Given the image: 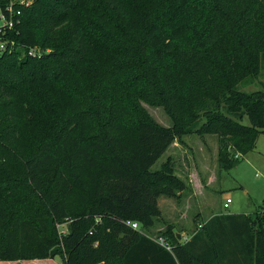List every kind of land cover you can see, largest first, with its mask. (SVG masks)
I'll list each match as a JSON object with an SVG mask.
<instances>
[{
    "label": "trees",
    "instance_id": "16d2710c",
    "mask_svg": "<svg viewBox=\"0 0 264 264\" xmlns=\"http://www.w3.org/2000/svg\"><path fill=\"white\" fill-rule=\"evenodd\" d=\"M10 35L0 264H264V213L212 216L185 242L158 232L170 250L144 233L158 198L185 189L168 160L152 167L175 138L215 133L229 170L264 131V85L240 89L264 70V0H32ZM139 98L172 126L129 100ZM19 158L45 205L34 216L5 206L18 186L3 170Z\"/></svg>",
    "mask_w": 264,
    "mask_h": 264
},
{
    "label": "rangeland",
    "instance_id": "374dc122",
    "mask_svg": "<svg viewBox=\"0 0 264 264\" xmlns=\"http://www.w3.org/2000/svg\"><path fill=\"white\" fill-rule=\"evenodd\" d=\"M262 85H264V70L255 82L240 89L244 91L262 90ZM129 100L135 101V104L139 105L158 125L172 126V120L162 105L141 98ZM197 126L192 132L175 138L152 166L153 169H158L168 160L176 176L185 184L182 193L177 194L179 197L161 196V208L164 213L161 220L166 221L168 218L167 222L172 220L177 230L183 226V230L187 232L189 222L195 220L200 214L197 213L200 212V204L209 206V208L219 206L225 212L256 211L259 215L263 214L264 131L258 134L252 150L244 155L235 151L237 157H234L239 162L233 168L222 170L218 166V136L213 132L198 133L196 129L199 126ZM3 172L12 180V184L18 186L14 197L5 204L9 213L22 211L34 216L44 210L45 205L39 198V194L26 179L20 158L10 165L9 170H3ZM226 198H230L231 202L228 208H223L222 203ZM167 216H170V219ZM177 217L180 221H175ZM67 223L68 221H65L60 224L61 231L65 230ZM162 226L163 222L160 221L154 230H146L144 233L149 236L158 235L156 229ZM56 259L61 261L59 257Z\"/></svg>",
    "mask_w": 264,
    "mask_h": 264
},
{
    "label": "built area",
    "instance_id": "2783aa9c",
    "mask_svg": "<svg viewBox=\"0 0 264 264\" xmlns=\"http://www.w3.org/2000/svg\"><path fill=\"white\" fill-rule=\"evenodd\" d=\"M32 0H0V58L6 53L11 52L17 47L16 42L11 38L10 33L21 22V14L24 8L29 7ZM42 50L38 47H30L27 51L28 55L36 56ZM237 157V154H235ZM231 199L226 198L223 207H228ZM133 228H138L137 223H131ZM155 242L163 246L165 249L170 250L171 244L162 235L150 236ZM187 237L182 236L181 241H186Z\"/></svg>",
    "mask_w": 264,
    "mask_h": 264
},
{
    "label": "crops",
    "instance_id": "0c3cea01",
    "mask_svg": "<svg viewBox=\"0 0 264 264\" xmlns=\"http://www.w3.org/2000/svg\"><path fill=\"white\" fill-rule=\"evenodd\" d=\"M194 192H196V190ZM161 200L162 199H161V196H160L158 198V206H159V209H160V215L157 218H155V223H154V225L152 227H150V230H152V229L154 230V227L156 226V224L161 221V222H163V226L160 227V228H157L156 229L157 232H162V231H165L166 229H171V231L173 233H175V234L179 233L181 237L182 236H186L187 237L186 241L189 240V238L191 237V233L196 229V226L204 223L205 221L210 219L212 216L221 215V214H239V213L249 214V213L254 212V211H252V212L251 211H228V212H225L219 206L215 207V208H209V206H205L203 204H200L199 205V211L200 212H197V213H200V214L198 216H196L195 220H192V221L189 222L190 225L188 226L189 228H188V231L186 232L185 230H183L184 229L183 226H181L179 228L180 230H177V227L172 224L173 223L172 220L167 222L168 218H167L166 221L165 220H163V221L161 220V216L164 217L163 209L161 208ZM223 203H222V207H223ZM228 207H229V205H228ZM228 207H226V208H228ZM223 208H225V207H223ZM167 217H169V219H170V216H167ZM175 221H180V219L178 218ZM185 221L187 222L186 219H185ZM190 228H191V230H190ZM181 237H180V240H181ZM181 242H185V241H181ZM97 264H103V263H97Z\"/></svg>",
    "mask_w": 264,
    "mask_h": 264
}]
</instances>
